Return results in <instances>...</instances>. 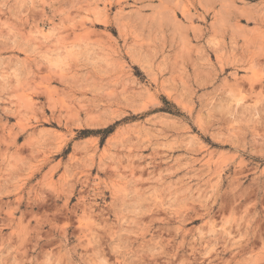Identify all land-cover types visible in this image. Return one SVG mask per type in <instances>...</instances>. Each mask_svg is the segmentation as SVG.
Returning <instances> with one entry per match:
<instances>
[{"label": "rangeland", "instance_id": "rangeland-1", "mask_svg": "<svg viewBox=\"0 0 264 264\" xmlns=\"http://www.w3.org/2000/svg\"><path fill=\"white\" fill-rule=\"evenodd\" d=\"M262 78L264 0H0V264H264Z\"/></svg>", "mask_w": 264, "mask_h": 264}, {"label": "snow or ice", "instance_id": "snow-or-ice-1", "mask_svg": "<svg viewBox=\"0 0 264 264\" xmlns=\"http://www.w3.org/2000/svg\"><path fill=\"white\" fill-rule=\"evenodd\" d=\"M261 86H264V78L261 79ZM225 203H228V201H225ZM74 212L76 214H79L80 209L79 208L73 209L71 204H68L67 207H64L62 204H58L54 209L48 210V216L44 217V220L52 221L56 229L59 230L62 224L63 226L66 227L67 226L66 222H71L74 220V216H73ZM79 226L82 227L83 225L81 224ZM146 264H149V262H146ZM173 264H175V262H173ZM196 264H199V261H197ZM205 264H207V262H205Z\"/></svg>", "mask_w": 264, "mask_h": 264}]
</instances>
